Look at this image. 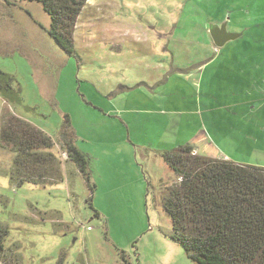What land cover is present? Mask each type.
Wrapping results in <instances>:
<instances>
[{"label":"rangeland","instance_id":"rangeland-1","mask_svg":"<svg viewBox=\"0 0 264 264\" xmlns=\"http://www.w3.org/2000/svg\"><path fill=\"white\" fill-rule=\"evenodd\" d=\"M223 24L238 38L214 54L209 28ZM49 28L40 3L0 0V71L14 78L21 99L12 107L0 98V127L10 112L46 133L54 142L53 167L63 177L58 184L12 186L14 154L0 148V223L8 229L0 264L61 258L63 264H193L169 239L171 222L161 208L165 187L177 178L160 158L145 163L142 146L171 152L191 134L174 133L166 119L147 120L146 113L155 97L165 112L173 102L184 113L207 102L221 120L223 107L254 96L258 110L246 113L237 135L248 148L236 144L235 162L264 168V0H88L75 26L73 55ZM210 57L218 60L206 75L217 76L221 87L206 79L202 88L211 85L210 92L188 93L174 73L195 71ZM147 80L159 84L156 94L143 85ZM231 85L235 93L222 91ZM64 117L88 157L92 195L61 149Z\"/></svg>","mask_w":264,"mask_h":264},{"label":"trees","instance_id":"trees-1","mask_svg":"<svg viewBox=\"0 0 264 264\" xmlns=\"http://www.w3.org/2000/svg\"><path fill=\"white\" fill-rule=\"evenodd\" d=\"M20 1L41 4L50 19L48 35L73 55L75 26L88 0ZM13 85L14 78L0 71V98L15 107L21 99ZM59 132L66 161L76 167L92 195L87 159L75 146L68 117ZM53 147L52 139L31 123L10 112L3 117L0 148L14 154L9 171L12 186L62 182L49 152ZM158 156L177 178L165 187L161 208L171 222L169 239L183 249L186 258L193 264H264V168L197 156L188 146ZM7 236L8 229L0 223V255ZM55 264H63L62 258Z\"/></svg>","mask_w":264,"mask_h":264},{"label":"crops","instance_id":"crops-1","mask_svg":"<svg viewBox=\"0 0 264 264\" xmlns=\"http://www.w3.org/2000/svg\"><path fill=\"white\" fill-rule=\"evenodd\" d=\"M225 30L228 34H231L233 32L237 33L236 31H230V32L227 31L226 24H225ZM227 43H225L221 48H215L212 53L214 54L221 53L225 49ZM217 60L218 58L215 59V58L210 57V59L206 63L199 66L195 71H191L186 74L185 73L184 74L174 73L175 76L173 77L175 80L179 79L181 81L183 79L184 81L183 83L184 85H186L185 87L188 93L191 91L196 93V91L194 90H197L199 93H201L200 92L201 90L210 92L208 91L209 89L207 88L208 86H211V85H206L204 89L202 87H203V83L206 82V79H208L210 82V80L212 81V78H215L214 84L216 86H220L219 85L220 81L217 79V76H212L213 74H211L210 76L206 75L208 69H210L214 65V63L217 62ZM171 79L172 77H168L167 79L168 83ZM143 82L144 81H142L141 83ZM143 85L148 86L147 89L154 88L153 90L150 91V93L156 94L155 92L159 91V89H156L159 86L158 83L150 82L147 80V82H144ZM172 85L174 86L173 89L174 90L177 89L176 92L180 94L182 89L179 87V83L173 82ZM225 90H230L229 92L233 94V92L236 91L237 88L231 85V86H225L222 91H225ZM250 94H247L248 98L253 96L252 93ZM206 96H211V95L207 93ZM263 96H264V91L262 93H259V100L262 101V103H263ZM151 99L153 100V102L156 103V105H154V109L152 111L150 110L147 111L148 112L146 113V116L148 118L147 120L157 117L158 115L159 118H161L163 122H164L163 118L166 119L168 129L171 131H174V133L177 132L178 134H180L182 131H187V130L190 131L191 135L189 136V138L185 139L182 143H175V146L171 149V151L177 150L181 147L188 146L193 149V154L197 156L210 158V159H218V160L235 162L238 160L237 155H236V151L239 150L237 149L238 146L242 144L243 147L248 148V143L246 142L244 143L240 141L239 139H237L239 138L237 137V135L241 132V128H242L241 120L244 119L246 113H249V112L253 113L258 110L257 104H255L256 98L254 99V96H253V99L251 97L250 98L251 100L247 99L248 101H244L246 102L245 104H240L239 102H237L236 104L232 103L230 105H226L227 107H223L222 110L226 114L224 115L222 113L221 120H219L218 116H215L214 114L215 113L214 111L217 110V108H214L211 104H208L207 102H205V104L200 103L199 106H197V103H195L194 106H191V107L189 106V110L185 111V113L181 111L180 109H177L176 103L173 102V103L168 104L169 108L165 112L164 111L165 109H163V104L161 103L160 105V100H158V98L156 99L155 97H152ZM242 106L245 108H241ZM192 107H195V108H192ZM126 113L138 114V112H128V111ZM186 115L191 117L190 118L191 122H193L192 128L189 122H187ZM149 127H151L150 124L148 125V128ZM129 146H131L130 150L132 151L134 150V155H135V151H136L135 145L130 143ZM142 146L144 147L143 149L145 152V155L143 156L145 163H148L151 158L159 159L160 157L158 156V154L161 152H168V151L156 148V146L153 145L152 143L145 142L144 144H142ZM252 146L255 147V142L252 143ZM85 157L88 163V157L87 156Z\"/></svg>","mask_w":264,"mask_h":264},{"label":"water","instance_id":"water-1","mask_svg":"<svg viewBox=\"0 0 264 264\" xmlns=\"http://www.w3.org/2000/svg\"><path fill=\"white\" fill-rule=\"evenodd\" d=\"M209 35L212 39V42L216 48H221L225 43L230 40L237 38V35L228 34L225 30V25L218 27L213 25L209 28Z\"/></svg>","mask_w":264,"mask_h":264},{"label":"built area","instance_id":"built-area-1","mask_svg":"<svg viewBox=\"0 0 264 264\" xmlns=\"http://www.w3.org/2000/svg\"><path fill=\"white\" fill-rule=\"evenodd\" d=\"M263 102H264V96H263ZM178 181H180V179H178Z\"/></svg>","mask_w":264,"mask_h":264}]
</instances>
